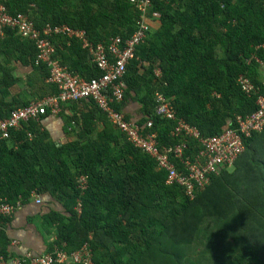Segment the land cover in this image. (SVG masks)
Segmentation results:
<instances>
[{
	"label": "trees",
	"instance_id": "trees-1",
	"mask_svg": "<svg viewBox=\"0 0 264 264\" xmlns=\"http://www.w3.org/2000/svg\"><path fill=\"white\" fill-rule=\"evenodd\" d=\"M136 2L3 4L11 16L27 15L37 29L67 25L98 44L133 35L140 18ZM151 12L160 15L151 20V25L157 20L159 29L148 35L127 65L123 101L112 106L123 112L130 101L141 105L142 120L136 125L142 138L155 134L163 152L182 141L175 134L178 121L203 137H214L236 129L237 117L256 112L257 97L264 96V69L255 59L264 61V0H187L177 7L154 0ZM9 37L20 43L14 30L6 31ZM25 42L35 65V44ZM57 42L56 57L62 65L86 80L103 75L90 65L77 40L70 46L65 38ZM39 69L47 72L44 65ZM240 76L252 83L255 95L244 93ZM51 89V95H58L54 84ZM158 95L174 98V119L156 112ZM87 101L88 113L73 112L65 122L68 126L80 120L83 138L93 133L95 120L101 121L104 130L96 140L58 147L36 122L23 124L9 140L0 139V204L12 208L0 213V264L25 258L10 253L6 231L16 212L35 196L50 197L64 209L31 221L48 241L46 252L31 254L34 258L53 257L54 249L72 255L87 246L95 264H264V130L244 140L245 151L233 166L237 177L229 175V167L222 168L208 185L195 186L191 197L176 182L168 183V171L111 125L94 100ZM14 109L2 108L5 115L0 118ZM29 131L35 134L31 141ZM198 149L197 141L189 140L186 154L192 157Z\"/></svg>",
	"mask_w": 264,
	"mask_h": 264
},
{
	"label": "built area",
	"instance_id": "built-area-1",
	"mask_svg": "<svg viewBox=\"0 0 264 264\" xmlns=\"http://www.w3.org/2000/svg\"><path fill=\"white\" fill-rule=\"evenodd\" d=\"M4 0H0V37L5 36L7 30H14L17 35L23 39L32 41L35 44L37 54L35 65H45L50 71L49 83L54 84L58 89V95L48 96L29 106L17 108L11 111L9 117L0 119V139H11V132H19L22 125H31L32 123H40L42 118L48 114H59L62 107L70 103H78L84 100L92 99L98 107L107 115L111 124L121 132L125 133L128 139L137 147L142 148L144 152L155 157L158 161L159 168L168 171V183L176 182L184 188L188 196L193 195L195 186L205 187L209 184L210 179L218 174L220 169L231 167L235 164L236 159L245 151V139L252 137L254 133L264 130V98L258 97V109L251 115L236 118V129H226L228 135H221L204 138L198 134L197 137L192 136L196 131L193 127L187 125L183 121H178L175 127V134L180 136L182 141L160 152L157 148L155 135L150 134L147 138L139 135L140 128L134 122H129L121 111H117L112 106L120 105L123 101V76L126 73L127 65L136 58L138 47L147 37L151 20L158 19L160 15L151 12L154 0H137L136 8L139 11L140 18L137 22V29L133 35L123 40L120 37L111 38L106 44L100 43L93 45L87 39L84 31L75 30L69 26H53L47 24L42 29H37L34 23L25 15L19 14L11 16L7 8L3 4ZM62 38L78 39L85 49L89 51L90 60L102 72V76L98 79L86 80L78 74L70 71L66 66L62 65L56 57L57 48L55 40ZM264 50V45L261 46ZM260 67L264 69V61L255 58ZM238 83L242 86V90L248 96L254 94V88L250 81L241 77ZM170 110L167 114L163 110ZM157 113L167 118L174 119L171 108L168 104H162L157 108ZM151 127V124H149ZM198 132V131H197ZM35 138L33 132L27 133L29 141ZM198 138H202L199 139ZM197 141L199 149L195 154L188 156L186 151L189 149V140ZM217 142L219 147L224 149L219 151L213 143ZM178 164V165H176ZM181 166V169H176ZM208 167H211L209 169ZM37 203H40L37 200ZM11 207L7 204H0V213L8 214ZM55 255L52 257L46 255L44 257L34 258L31 254H26L24 259L16 260L13 264H22L26 259L31 264H55L64 262L95 264L91 259V252L87 246L79 252L72 255H64V252L54 249Z\"/></svg>",
	"mask_w": 264,
	"mask_h": 264
},
{
	"label": "crops",
	"instance_id": "crops-1",
	"mask_svg": "<svg viewBox=\"0 0 264 264\" xmlns=\"http://www.w3.org/2000/svg\"><path fill=\"white\" fill-rule=\"evenodd\" d=\"M163 1L173 7H177L184 5L187 0ZM131 2H133V0H131ZM157 29H159V26L157 25L156 20L152 23L148 35L155 32ZM148 35L145 40L148 38ZM60 38L62 37H59L55 40L57 50L58 46L60 45L57 41ZM65 39L68 41V46H70V42L72 40H77L81 44L82 49L88 53V50L83 47V44L78 39ZM87 39L93 45H97L89 39L88 35ZM25 41L27 40H23L20 38V43H18V39L16 41L15 37L6 38V33L5 36L0 37V117L5 115L1 111V109L4 107H13L16 109L26 107L42 100L43 98L55 95H51L53 93V89H51V84L48 81L50 77L48 68L44 65L47 71L45 72L42 71V69H39V67H41L42 65L35 67V65L32 63V54H26L28 48L25 46ZM88 56L90 65L92 67H96L90 60L89 53ZM147 65L149 64L145 62V66ZM67 68L69 69V67ZM78 75L81 76L80 74ZM239 78H241V76ZM254 91L255 92H253L254 94L252 95L256 94L255 89ZM258 97H260V95ZM261 97L264 98V96L262 95ZM157 100L160 101V106L162 104H168L169 108H171L174 105V98H170V100L168 101L162 95H158ZM141 108V105H139L137 102L130 101L125 107L124 111L121 112L125 116L127 115L130 121L136 123L142 120ZM89 109L90 106L88 105V101H82L75 104L70 103L63 106L59 114H49L48 116L43 118V120L41 121V125L43 127V130H45V132H48L49 139L58 147L77 143L81 141V139L88 140L90 138L92 140H96L99 137L98 134H101L104 130V125L101 121L95 120L93 133H91L90 136H85L83 138H80L79 136L81 134L80 120L72 121L68 126L65 122V120L70 119L74 116L73 112H77L78 116H80L82 113H88ZM147 134L150 135L152 133ZM233 166L229 167V169L232 168V170L228 171V173L229 175L232 174L233 177H237L238 175L236 176V174L233 173ZM37 200H39L40 203H37ZM63 209L64 208L62 204L55 202V200L51 199L50 197L47 198L46 196H35L30 204L20 208L13 216L11 223L7 226L6 232L11 240V245L9 247L10 253L15 257H22L26 254L39 256L45 253L47 250L48 241L46 240L44 235H42V233L36 229L35 225L31 221L40 220L43 216H45L52 210L61 211Z\"/></svg>",
	"mask_w": 264,
	"mask_h": 264
},
{
	"label": "rangeland",
	"instance_id": "rangeland-1",
	"mask_svg": "<svg viewBox=\"0 0 264 264\" xmlns=\"http://www.w3.org/2000/svg\"><path fill=\"white\" fill-rule=\"evenodd\" d=\"M88 53H89V51H88ZM170 110L168 109H166V110H163V112L165 113V114H167L168 112H169ZM195 129V128H194ZM196 131H194L193 133H192V136H194V137H197L198 136V134H199V132H197V129H195ZM222 134V133H221ZM220 134V135H221ZM223 135H228V133L227 132H224L222 135H221V137L223 136ZM219 136V135H218ZM203 137V136H202ZM204 138H209V137H204ZM199 139H202V138H198V140ZM195 140V139H194ZM212 146H214L217 150H219V151H221V150H223L224 149V146H222V147H219V144L217 143V142H215V143H213L212 144ZM209 169H211V167H208ZM232 170V168H230V169H228V171H231ZM64 255H66V256H68V254H66V253H64Z\"/></svg>",
	"mask_w": 264,
	"mask_h": 264
}]
</instances>
